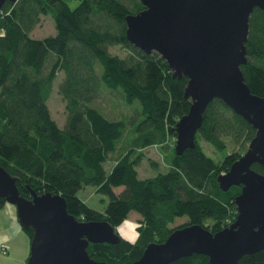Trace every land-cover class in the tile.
Returning a JSON list of instances; mask_svg holds the SVG:
<instances>
[{"label":"trees","instance_id":"trees-1","mask_svg":"<svg viewBox=\"0 0 264 264\" xmlns=\"http://www.w3.org/2000/svg\"><path fill=\"white\" fill-rule=\"evenodd\" d=\"M143 9L138 0H80L74 8L64 0H17L0 9V166L14 178L21 197L30 198V191L59 194L76 219L105 220L116 229L136 212L135 240L88 244L89 256L107 264L137 260L149 243L164 242L176 228L196 224L215 233L231 224L241 186L222 191L216 177L246 151L255 134L215 99L203 112L194 147L176 155L173 145L167 172L138 177L143 149L166 146L191 104L184 97L185 77H173L157 53H143L128 42L124 18ZM47 15L54 35L34 38L32 30ZM248 26L247 61L240 69L250 91L264 97V11L254 8ZM113 45L125 54L110 52ZM60 72L57 92L66 113L62 128L47 104ZM104 91L122 99L130 112L105 116L93 104ZM198 138L219 152L226 150V141L238 150L214 160ZM251 168L264 174L259 163ZM86 186L107 197L103 211L78 196ZM5 203L0 197V208ZM179 217L185 222L172 226ZM23 231L30 243L32 230ZM263 263L264 249L237 262ZM167 264L210 263L193 253Z\"/></svg>","mask_w":264,"mask_h":264},{"label":"water","instance_id":"water-1","mask_svg":"<svg viewBox=\"0 0 264 264\" xmlns=\"http://www.w3.org/2000/svg\"><path fill=\"white\" fill-rule=\"evenodd\" d=\"M0 0V9L6 2ZM144 9L125 16L126 38L142 51L157 53L172 76L187 79L184 97L191 104L175 124L174 152L193 148L203 112L215 99L238 114L255 134L247 149L226 172L216 177L220 190L241 186L235 196L236 217L212 233L201 225L176 228L161 243H149L129 264H167L193 253L210 264H237L264 249V97L244 82L249 17L264 11V0H138ZM0 197L16 208L21 228L31 229L26 264H107L91 258L89 243H117L121 236L105 220L85 221L68 213L59 194L30 191L21 197L15 180L0 166ZM264 264V263H263Z\"/></svg>","mask_w":264,"mask_h":264},{"label":"rangeland","instance_id":"rangeland-1","mask_svg":"<svg viewBox=\"0 0 264 264\" xmlns=\"http://www.w3.org/2000/svg\"><path fill=\"white\" fill-rule=\"evenodd\" d=\"M70 8H74L77 6L80 0H64ZM124 1H130V0H124ZM46 18H43L40 21V25L36 28L37 33L40 35L48 34L55 31V28L51 26V24L48 22L50 20L52 22V25H54L52 18L47 15ZM53 34V33H51ZM109 51L115 54H118L120 56H123L125 54L124 49L117 45H113L109 47ZM62 78V73H58L57 78L53 82L51 95L47 101V104L50 109V113L52 118L55 120L58 127L62 128L65 123V109H64V101L61 98V96L58 94V84ZM95 106L100 108L104 113L105 116L108 118H118L122 115L129 113L130 108L127 107L122 99L115 95H111L108 92L104 91L100 98L95 100L93 102ZM174 139L175 137H168L166 140V146L162 147L159 145H150L149 147H146L143 149L144 153V159L139 163V165L136 167L138 171V177L139 178H145V177H151L156 175L157 173H165L169 169V164L171 163V156L173 153V145H174ZM198 141L200 142L203 150L205 153L212 157L214 160H219L224 155L225 152H233L238 150L237 145H231L226 141V150L224 152L216 151V149L210 145L209 143L205 142L203 139L198 138ZM244 153V152H243ZM111 162H107L105 164V167L108 168L110 166ZM78 196L85 201L90 207L98 210L103 211L106 202L107 197L105 195H102L100 193H97L95 191V188L92 186H86L83 189H81L78 192ZM139 215L136 212H130L128 217L119 225L116 227V231L120 234L121 237H123L126 240H135L137 233L135 230V227L138 223ZM185 222V217H179L177 218L173 223L172 226H176L179 224H182ZM22 238L16 239L14 243V249L13 252L17 253L18 251H21L22 254H25L29 252V242H28V236L27 233L22 231L21 234ZM126 236V237H124ZM7 253V252H6ZM5 253V254H6ZM5 254H2L0 251V258L7 256ZM23 264H26L25 262Z\"/></svg>","mask_w":264,"mask_h":264},{"label":"crops","instance_id":"crops-1","mask_svg":"<svg viewBox=\"0 0 264 264\" xmlns=\"http://www.w3.org/2000/svg\"><path fill=\"white\" fill-rule=\"evenodd\" d=\"M43 18H46L45 16L41 17V20ZM48 22L51 24L52 28L54 25H52V22L48 20ZM40 25L35 26V28L32 30L31 35L34 38H43L49 35H54L55 31L48 34L40 35L37 33L36 28ZM23 229L20 227L17 215H16V208L14 205L6 202L2 208H0V244L5 243L8 247V251L4 256L0 258V264H23L26 263L28 253L22 254L21 251H18L17 253L13 252L14 249V243L16 239L22 238ZM126 237V236H124ZM3 254V253H2Z\"/></svg>","mask_w":264,"mask_h":264},{"label":"built area","instance_id":"built-area-1","mask_svg":"<svg viewBox=\"0 0 264 264\" xmlns=\"http://www.w3.org/2000/svg\"><path fill=\"white\" fill-rule=\"evenodd\" d=\"M0 251L5 254L8 251V247L5 243L0 244Z\"/></svg>","mask_w":264,"mask_h":264}]
</instances>
